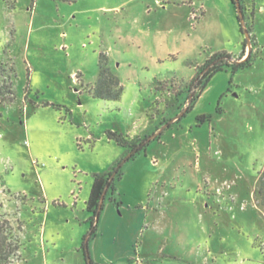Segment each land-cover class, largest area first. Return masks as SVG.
I'll list each match as a JSON object with an SVG mask.
<instances>
[{
	"label": "rangeland",
	"instance_id": "rangeland-1",
	"mask_svg": "<svg viewBox=\"0 0 264 264\" xmlns=\"http://www.w3.org/2000/svg\"><path fill=\"white\" fill-rule=\"evenodd\" d=\"M155 2L0 0V264H43L47 258L49 264H76L79 255L85 264L82 251L71 250L75 244L81 249L90 213L84 198L77 207L69 204L71 193L82 181V196L89 197L94 172L108 171L119 150L125 154L107 131L127 133L148 112L170 125L122 165L115 186L120 201L135 207L152 191L166 194L161 221L168 229L149 231L133 259L134 248L123 238L110 247L105 236L92 259L264 264V0H243L248 38L232 0H177L166 22ZM143 7L151 10L152 35L163 30L159 48L153 37L130 50L106 34L102 50L92 43L90 32L105 27L108 34L115 12L127 28L131 8ZM244 40L242 60L252 50L251 63L213 75L176 122L189 105L187 86L197 68L216 51L238 60ZM101 52L124 87L120 101L93 94ZM203 115L210 117L201 123ZM141 127L137 123L136 130ZM154 157L165 172L153 166ZM109 199L99 223L105 214L110 218ZM118 252L125 258H116Z\"/></svg>",
	"mask_w": 264,
	"mask_h": 264
},
{
	"label": "crops",
	"instance_id": "crops-1",
	"mask_svg": "<svg viewBox=\"0 0 264 264\" xmlns=\"http://www.w3.org/2000/svg\"><path fill=\"white\" fill-rule=\"evenodd\" d=\"M20 1L22 0H15V3H19ZM176 1L177 0H156L155 3L158 7V11H156V13L157 12L164 13L165 22L167 21L166 17L168 16V10L172 7L171 4H177ZM116 8H118V6H116ZM133 9L134 8H131V11H130L131 15L129 16V19L127 20V22L125 21L123 22L127 24V28L121 25V22L119 19V11H118V12H115L117 13L118 16L115 18V20H113L108 34H107V31L105 30L106 29L105 27H102L100 29L97 28L95 31L90 32L89 36H90L92 43L95 45L99 43V45H96V48L98 50H102L103 48V44H104L103 37L105 34L106 36H109L110 38L114 40L112 44H115V46L116 45L117 46H127V50H130L131 48L134 49L136 46L141 48L142 45H145L146 41L151 37L154 38V45L156 46V48H159L161 46L160 44H162V41L165 40L164 35H163V30L161 28H157V31L154 33V36L152 35L151 10L149 9V7L146 9H144L143 7L137 11H133ZM180 30L182 31V28H180ZM181 37H182V34H181ZM157 62H160L159 59H157ZM123 96H124V92H123ZM139 122H142V127L139 130H136V125ZM160 123H161V120L159 119L158 116L153 118L150 116L149 112L146 115L141 114L136 119V121H134L130 129H128L127 133H122V134L127 136L129 139H134L135 137L144 136L151 132L153 133L154 131H156V128L159 126ZM108 131H114V130H108ZM109 140L113 142V139L109 138ZM91 146H94V143H92ZM117 146L119 147V149L122 147L118 143H117ZM123 156H124L123 152L119 150L117 154L114 157H112L111 160L107 163L106 165L108 166L107 168L110 169ZM152 161L154 163L153 165L154 167L159 168V170L161 168L160 170L161 173L166 171L165 165L163 166L162 163L157 158L154 157ZM103 172L95 171L94 174L103 173ZM82 188H83L82 181H80L78 182V187L76 189H73V192L71 193V202L69 204L72 205L73 207H77V203L80 200V198L81 199L84 198L85 202L89 198L88 197L89 193L87 194L85 193V195L82 196V193H83L81 191ZM148 195H149V200L147 201V203H145V199L140 198V201L136 207L132 206L131 204H125L122 202L120 205H117L113 201H111V199H109V204L108 206H106V211L110 213L111 215H110V218L108 217L109 219L106 220L107 214H105L106 215L104 218L105 220L102 219L103 221H101V223H98L97 234L90 243V250H91L92 256H93V252L96 250L98 245L102 242L100 240L106 236L105 239L106 238L108 239L110 247H114L117 239L121 240L123 238L124 240L123 242H127V244H130V246L134 248V254L130 255L129 257L132 259L138 258L140 255L139 253H140V246H142V240L144 238L143 242L145 241L146 236L148 235L149 231L151 232L153 230H156V231L160 230L161 233H165V231H167L168 226L167 225L162 226V221H161L162 212L165 209L166 194L162 193L161 191L159 192L152 191ZM118 198L120 197L118 196ZM45 199L47 202L48 198L45 197ZM116 207H118V211L116 210ZM83 211L85 212L84 208H83ZM89 217H85L84 219L85 222L89 221ZM135 248H138V250H136ZM75 250L77 251V253L79 252V250H81L78 247V244H75L74 250L72 249L71 251L74 252ZM75 255L78 256V254H75ZM112 256H113V253H112ZM125 256H126L125 254L118 252V254H116L115 257L118 259L120 258L124 259ZM93 258L96 264H104L98 260V257L95 256ZM43 264H49L48 258L46 259V261H44ZM76 264H84L82 262L81 255H79V258H77Z\"/></svg>",
	"mask_w": 264,
	"mask_h": 264
},
{
	"label": "trees",
	"instance_id": "trees-1",
	"mask_svg": "<svg viewBox=\"0 0 264 264\" xmlns=\"http://www.w3.org/2000/svg\"><path fill=\"white\" fill-rule=\"evenodd\" d=\"M232 1L234 2V0ZM239 1L241 2L240 5L244 15L245 7L242 4L243 0ZM241 31L245 32V30L242 28V24ZM249 32H251L250 29L248 33ZM247 41L248 40H244L243 42L244 53L238 60H234L230 52L216 51L211 54L201 66L197 68L195 75L192 77L187 86V91L189 93V105L186 107L185 112L189 111L193 107L196 100L206 89L210 79L217 72L225 69L226 66H231L234 71H237L240 68L246 67L251 63L252 50H250L246 58L242 60V58H244L246 54V49L248 47ZM98 67L99 74L93 87L94 96L109 101L121 100L124 92V87L118 77L113 73L112 69L110 68L109 57L104 52H101L99 54ZM185 112L182 115H184ZM209 117L210 116L203 115L198 117V120L203 123ZM179 120L180 118H178L176 122ZM162 125L163 123L161 122L160 126L156 128V131H158ZM108 137L110 139H114L121 146H124L126 148V151L124 156L120 160H118L108 171H105L103 173H97L94 175V181L92 184L90 196L86 201V210L88 211V213H90L89 221L91 223V227L88 234L85 236L84 242L81 246V251L83 253L85 264H96L91 256L90 242L95 238L98 231L99 218L105 203V201L102 203L103 194L106 193L105 200L107 195L109 194L111 201H113L117 205L121 204L120 198H118L117 196L119 194L117 193V189L115 187V181L116 179H121V168L123 164L118 169L117 166L124 159H126V162L130 160L132 157H134L137 152L143 150L151 142L150 141L149 143H146V140L149 138V135L145 136L144 138H137L136 140H131L127 136L119 134L115 131H108ZM135 149H137L136 152H133V150ZM115 171L117 172L114 178H112L113 173ZM260 180L261 187L259 193L260 196L263 198L264 203V171L261 175Z\"/></svg>",
	"mask_w": 264,
	"mask_h": 264
},
{
	"label": "water",
	"instance_id": "water-1",
	"mask_svg": "<svg viewBox=\"0 0 264 264\" xmlns=\"http://www.w3.org/2000/svg\"><path fill=\"white\" fill-rule=\"evenodd\" d=\"M236 1V4H237V7H238V13H239V18H240V22L241 24L244 26V15H243V11L241 9V5H240V1L239 0H235ZM245 27V26H244ZM245 34H246V37L248 38V30L245 28ZM251 47V43L249 41V48ZM186 110V109H185ZM182 111L181 114L175 116L173 119H178L182 116V114L185 112ZM173 119L171 120V122L173 121ZM169 123L165 124L164 126H162L158 131H156L155 133H153L152 135L149 136V138L146 140V143H149L151 140L155 139L157 136L161 135V133L165 130V128L169 127ZM137 149L133 150V152H136ZM126 162V159H124L118 166H117V169ZM117 171H115L113 173V176L112 178H114L115 174H116ZM105 194H103L102 196V203L105 201Z\"/></svg>",
	"mask_w": 264,
	"mask_h": 264
},
{
	"label": "flooded vegetation",
	"instance_id": "flooded-vegetation-1",
	"mask_svg": "<svg viewBox=\"0 0 264 264\" xmlns=\"http://www.w3.org/2000/svg\"><path fill=\"white\" fill-rule=\"evenodd\" d=\"M234 3L236 4V1L234 0ZM236 7H237V4H236ZM237 9H238V7H237Z\"/></svg>",
	"mask_w": 264,
	"mask_h": 264
},
{
	"label": "built area",
	"instance_id": "built-area-1",
	"mask_svg": "<svg viewBox=\"0 0 264 264\" xmlns=\"http://www.w3.org/2000/svg\"><path fill=\"white\" fill-rule=\"evenodd\" d=\"M195 19V18H194Z\"/></svg>",
	"mask_w": 264,
	"mask_h": 264
}]
</instances>
